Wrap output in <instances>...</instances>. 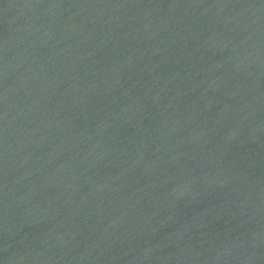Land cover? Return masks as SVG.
Here are the masks:
<instances>
[{
    "label": "water",
    "instance_id": "water-1",
    "mask_svg": "<svg viewBox=\"0 0 264 264\" xmlns=\"http://www.w3.org/2000/svg\"><path fill=\"white\" fill-rule=\"evenodd\" d=\"M0 264H264V0H0Z\"/></svg>",
    "mask_w": 264,
    "mask_h": 264
}]
</instances>
